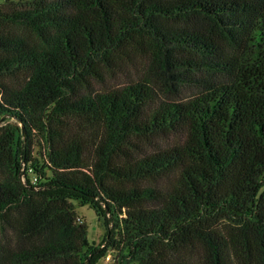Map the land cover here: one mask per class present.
Returning <instances> with one entry per match:
<instances>
[{
  "label": "trees",
  "instance_id": "obj_1",
  "mask_svg": "<svg viewBox=\"0 0 264 264\" xmlns=\"http://www.w3.org/2000/svg\"><path fill=\"white\" fill-rule=\"evenodd\" d=\"M136 57L200 91L100 86ZM110 250L112 264H264V0H0V264Z\"/></svg>",
  "mask_w": 264,
  "mask_h": 264
},
{
  "label": "rangeland",
  "instance_id": "obj_2",
  "mask_svg": "<svg viewBox=\"0 0 264 264\" xmlns=\"http://www.w3.org/2000/svg\"><path fill=\"white\" fill-rule=\"evenodd\" d=\"M220 41L224 43V46L227 47V43L219 38ZM147 82L151 87L154 88L155 93L161 101H174L181 102L188 99H192L200 91V87L190 85V83L180 84L174 79L168 78L164 73L158 68V66L149 65V62L140 57H136L132 62L127 63L122 66L114 76L105 77L103 84H100L101 87H110L114 88L117 86L127 85L130 82H135L141 80ZM99 86V88H100ZM36 136L33 137V144L31 153L35 158L41 157L38 155V152L42 153L43 148L39 145V142H35ZM177 138L170 134L168 136H161L158 139H155L153 143L156 145H161L162 147H167L173 144V141ZM145 144V143H144ZM146 145V144H145ZM152 148V147H150ZM76 221L84 223L87 226V237L89 241H93L98 244L101 242L102 235L104 234V229L101 224L97 221V216L95 212L89 208L88 205H78L74 206ZM107 255H111L110 259L115 257V251L110 250L107 252ZM111 260L100 259L96 264H112ZM134 264V263H131Z\"/></svg>",
  "mask_w": 264,
  "mask_h": 264
},
{
  "label": "built area",
  "instance_id": "obj_3",
  "mask_svg": "<svg viewBox=\"0 0 264 264\" xmlns=\"http://www.w3.org/2000/svg\"><path fill=\"white\" fill-rule=\"evenodd\" d=\"M105 259H106V260H111L109 255H107V256L105 257Z\"/></svg>",
  "mask_w": 264,
  "mask_h": 264
}]
</instances>
